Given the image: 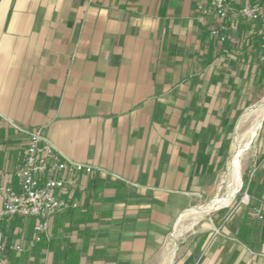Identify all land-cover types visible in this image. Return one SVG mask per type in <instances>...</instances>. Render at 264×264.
<instances>
[{
	"label": "crops",
	"instance_id": "1",
	"mask_svg": "<svg viewBox=\"0 0 264 264\" xmlns=\"http://www.w3.org/2000/svg\"><path fill=\"white\" fill-rule=\"evenodd\" d=\"M197 2L0 0V186L16 184L25 132L95 168L58 193L78 207L48 237L33 241V218L1 225L23 246L8 264H264V219L249 214H264V134L248 203L181 225L203 214L187 212L212 196L233 119L262 86L260 37L240 20L219 42Z\"/></svg>",
	"mask_w": 264,
	"mask_h": 264
},
{
	"label": "built area",
	"instance_id": "2",
	"mask_svg": "<svg viewBox=\"0 0 264 264\" xmlns=\"http://www.w3.org/2000/svg\"><path fill=\"white\" fill-rule=\"evenodd\" d=\"M196 11L202 17H214L216 26L211 29V34L219 42L224 43L228 30L244 20L249 23L248 37L258 35L264 46V0H198ZM260 61L264 62V54ZM25 133L24 161L13 172L16 184L0 186V264H8L9 252L23 251L22 245L8 242L1 225L14 218H33V241L48 237L53 216L78 207V202L64 199L58 193L63 192L75 177L91 175L95 169L65 156L41 131ZM247 203L245 192L240 204ZM249 214L259 221L264 219L260 208H253Z\"/></svg>",
	"mask_w": 264,
	"mask_h": 264
},
{
	"label": "rangeland",
	"instance_id": "3",
	"mask_svg": "<svg viewBox=\"0 0 264 264\" xmlns=\"http://www.w3.org/2000/svg\"><path fill=\"white\" fill-rule=\"evenodd\" d=\"M257 68L258 70L255 72V77H258V79H261V84L262 86L259 88L256 86V81L254 82V94L250 96V100L248 101V104L245 106L243 110H241L240 114L238 112V118L233 119V128L231 130L230 134V141H229V151L226 156L225 164L222 167L221 171L216 175L214 182L211 184V186L214 189V192L212 196L206 200H202V202L198 203L195 205L193 208H198L201 206L206 205L208 202L212 201L215 196L218 195V200L223 201L226 196V190H225V185L222 186L220 191H218L219 186L222 184L223 180L226 177V171H227V164L228 161L231 157V146H232V141H233V136L235 133L236 126L238 122L240 121L242 115L244 114L245 110H247L250 106L253 104L261 101L264 99V62L260 61V56L258 59L257 63ZM252 99V100H251ZM264 118V116H263ZM259 120V126L253 131L252 135L244 140V147L241 149V153L239 156V166H240V177H241V185L234 196L233 200L231 203L224 208L211 211L209 213H203L201 215H196V214H191L185 217L181 225L183 227H194L193 225L199 221H206L208 218H213L214 215H218L222 217L221 223H227L231 219V211L235 206H240V201L243 198L244 193H247V181L249 180V176L251 175V171L253 170V161L256 158L257 154V145L259 144L260 139L262 138L264 134V119ZM262 122V124H261ZM261 125V127H260ZM243 130L241 131L244 133L246 126L242 128ZM251 172V173H250ZM248 194V193H247ZM219 217V218H221Z\"/></svg>",
	"mask_w": 264,
	"mask_h": 264
},
{
	"label": "bare ground",
	"instance_id": "4",
	"mask_svg": "<svg viewBox=\"0 0 264 264\" xmlns=\"http://www.w3.org/2000/svg\"><path fill=\"white\" fill-rule=\"evenodd\" d=\"M244 114L245 115L241 117L235 129L231 146V157L227 164L226 177H224L225 179L218 189V191H220L222 186L225 185V199L223 201H219L217 195L206 205L191 209L187 212V214L190 212L209 213L219 209L220 207L228 206L236 195L241 185L239 166L241 149L244 147V140L252 135L253 131L259 126V120H261L264 116V99L250 106ZM244 126H246L247 129H245L244 133H242L241 131Z\"/></svg>",
	"mask_w": 264,
	"mask_h": 264
},
{
	"label": "water",
	"instance_id": "5",
	"mask_svg": "<svg viewBox=\"0 0 264 264\" xmlns=\"http://www.w3.org/2000/svg\"><path fill=\"white\" fill-rule=\"evenodd\" d=\"M264 119V118H263ZM261 124H262V122H261ZM261 126V125H260Z\"/></svg>",
	"mask_w": 264,
	"mask_h": 264
}]
</instances>
